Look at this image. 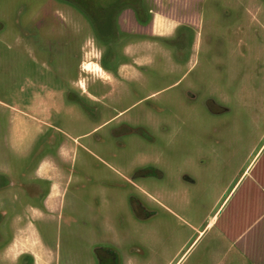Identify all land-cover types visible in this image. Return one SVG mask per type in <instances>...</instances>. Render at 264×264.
<instances>
[{
    "label": "rangeland",
    "instance_id": "374dc122",
    "mask_svg": "<svg viewBox=\"0 0 264 264\" xmlns=\"http://www.w3.org/2000/svg\"><path fill=\"white\" fill-rule=\"evenodd\" d=\"M142 1L143 27L123 3L103 37L67 3L0 0L7 199L39 204L54 164L32 222L51 264H264V0ZM24 211L0 210V249Z\"/></svg>",
    "mask_w": 264,
    "mask_h": 264
},
{
    "label": "crops",
    "instance_id": "0c3cea01",
    "mask_svg": "<svg viewBox=\"0 0 264 264\" xmlns=\"http://www.w3.org/2000/svg\"><path fill=\"white\" fill-rule=\"evenodd\" d=\"M135 65H138L139 62L133 61ZM140 63H145V60H142ZM110 77L115 80L123 78L124 80L130 78L134 75V72L131 71V68H134L133 64L124 63L122 64L121 68H118L116 72L109 70V68L105 65L102 66ZM123 68V71H120ZM108 77V76H107ZM106 77V78H107ZM110 78V79H111ZM82 92L86 94V96H90L92 93L87 90V88L82 87ZM53 92H47L48 96L53 95ZM21 122H15L13 125L14 131H20L22 127ZM54 164L50 165L46 163V161H41L35 167L33 173L31 174V178L37 182L35 186H33L36 192L30 193L29 196L36 197L39 199V204L36 206H31L29 204H22L20 199L23 193L26 192L20 188L14 194V199L8 200V196L11 194V176L10 171H2L0 174V181L2 180V184L0 183V210L1 214L4 216L8 212V208H24V214L19 215L15 214L13 217L12 223L15 225L14 236L12 239L0 249V264H6V262L11 261L15 262L16 264L19 263L22 259H26L30 261V264H51L52 258L48 251H46L43 247L40 246L38 238L36 236V231L32 224L34 219H39L45 217L47 215L52 214L55 209L57 208V198L59 197V186L54 184H49L46 189L43 185L39 184L40 182H47L52 180L53 176H58V170L51 167ZM261 191V188L259 189ZM4 208H3V207ZM24 218H28L26 222ZM24 223V224H23ZM4 233L0 232V239H4Z\"/></svg>",
    "mask_w": 264,
    "mask_h": 264
},
{
    "label": "flooded vegetation",
    "instance_id": "af4514ba",
    "mask_svg": "<svg viewBox=\"0 0 264 264\" xmlns=\"http://www.w3.org/2000/svg\"><path fill=\"white\" fill-rule=\"evenodd\" d=\"M72 5L81 16L87 18L93 29L108 37L110 32L119 26V16L124 11L123 3H127L132 19L138 27H143L146 14L151 10L146 9L142 0H54ZM95 1H99L98 4ZM90 4V6H88ZM79 57V56H78ZM221 110H226L222 107ZM162 174V173H161ZM140 206V205H139ZM142 208V206H140Z\"/></svg>",
    "mask_w": 264,
    "mask_h": 264
}]
</instances>
